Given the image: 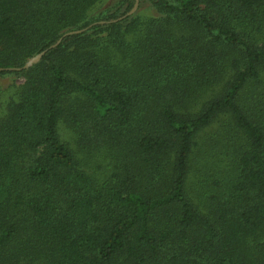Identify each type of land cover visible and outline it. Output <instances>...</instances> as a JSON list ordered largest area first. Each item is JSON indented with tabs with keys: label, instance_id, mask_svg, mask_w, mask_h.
Instances as JSON below:
<instances>
[{
	"label": "trees",
	"instance_id": "trees-1",
	"mask_svg": "<svg viewBox=\"0 0 264 264\" xmlns=\"http://www.w3.org/2000/svg\"><path fill=\"white\" fill-rule=\"evenodd\" d=\"M136 2L0 0V264H264V0Z\"/></svg>",
	"mask_w": 264,
	"mask_h": 264
},
{
	"label": "rangeland",
	"instance_id": "rangeland-1",
	"mask_svg": "<svg viewBox=\"0 0 264 264\" xmlns=\"http://www.w3.org/2000/svg\"><path fill=\"white\" fill-rule=\"evenodd\" d=\"M34 57V56H33ZM33 57H31V58H29L28 60H27V62L26 63H28V65L29 66H31L32 65V63H30L31 62V60L33 59ZM34 64V63H33ZM28 66V67H29ZM7 80H10V78H7V79H2L1 81H0V83L2 84V85H5V84H7V83H9V81H7ZM23 80V78H19V82H21ZM62 135H63V138H68V136H69V131L67 130V129H65V128H63L62 129Z\"/></svg>",
	"mask_w": 264,
	"mask_h": 264
},
{
	"label": "water",
	"instance_id": "water-1",
	"mask_svg": "<svg viewBox=\"0 0 264 264\" xmlns=\"http://www.w3.org/2000/svg\"><path fill=\"white\" fill-rule=\"evenodd\" d=\"M138 4H139V0H137V2H136V4H135L134 8L129 12V14L132 13L133 11H135V10L137 9ZM79 31H82V30H79ZM42 54H43V52H42V53H38V54H36V55L33 57V59L31 60L30 63H32V64H33V63H36V62L41 58ZM28 66H29L28 63H26V64H25V67L27 68Z\"/></svg>",
	"mask_w": 264,
	"mask_h": 264
}]
</instances>
